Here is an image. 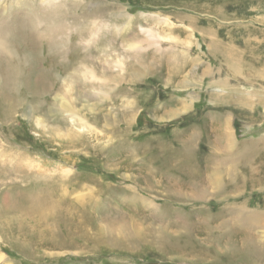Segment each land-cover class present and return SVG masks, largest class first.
Returning <instances> with one entry per match:
<instances>
[{"label":"rangeland","instance_id":"rangeland-1","mask_svg":"<svg viewBox=\"0 0 264 264\" xmlns=\"http://www.w3.org/2000/svg\"><path fill=\"white\" fill-rule=\"evenodd\" d=\"M18 17L65 53L2 42L34 58L0 93V264H264V0H0Z\"/></svg>","mask_w":264,"mask_h":264},{"label":"bare ground","instance_id":"bare-ground-1","mask_svg":"<svg viewBox=\"0 0 264 264\" xmlns=\"http://www.w3.org/2000/svg\"><path fill=\"white\" fill-rule=\"evenodd\" d=\"M20 17H18L16 20V26L13 25V23H14L13 19L10 20L11 21L10 24H7V22L3 23L2 31L0 33V45L2 44V42H5V41H10V43H12V40H13L12 38H13L14 34H15V37L17 38V40H21L24 37L29 36V37H32L34 39V41L36 42L38 37L40 39L42 38L43 35L40 37L39 34H38V36H36V38H34V35H36V31L33 32L32 30H29L28 27L26 28V30H28L27 33L24 32L25 28H23V31H22L19 26L24 21H22L20 19ZM6 30L9 31L8 34H7L8 31L6 32ZM1 34L2 35L4 34L3 37H5V39L1 38ZM42 40H43L42 41L43 45H45L44 47H45L47 53L49 54V57H48L49 61H50V59H53V58L56 59V55H61L63 52L65 53V50H64L65 48L64 47L62 48V46L65 43L64 40L60 39L57 43L56 38L52 34H48V35L44 36V39L42 38ZM37 42H38V40H37ZM4 49L8 53V55H6L4 58H2V60L0 59V73L2 76V80H3V84H2V87L0 90V93L5 94L6 92H9L6 94V95H9V94H12L14 92L13 90H14L15 84L18 83L20 85L19 80L24 79L23 71H21L20 65H23L25 68L27 65L31 64V61L34 58L33 57L34 52L33 51H32V53L26 52V51L16 52V50L15 49L13 50L12 47H11V52H10L9 50H7V48L5 46H4L3 50ZM61 49H63V51ZM36 55H38V51H37ZM36 59H37V56H35V60ZM33 66H34V64H33ZM26 76L27 75H25V77ZM4 87H6V91L4 90ZM15 89H16V87H15ZM216 172H219V171H216ZM59 186H60V184H59ZM249 217L251 218L252 216H249ZM242 219H245L244 215H239L238 217H236V220H242ZM254 236L249 235L246 238L247 242H249V241L254 242L256 240L255 239L256 235H254ZM257 241H259V240H256L255 245L252 248L255 252L262 251L264 249V246H262L263 244L259 243L260 241L257 243ZM259 262H260V259L258 257V259L253 261V264H259Z\"/></svg>","mask_w":264,"mask_h":264}]
</instances>
